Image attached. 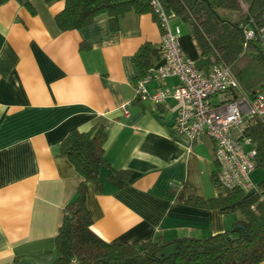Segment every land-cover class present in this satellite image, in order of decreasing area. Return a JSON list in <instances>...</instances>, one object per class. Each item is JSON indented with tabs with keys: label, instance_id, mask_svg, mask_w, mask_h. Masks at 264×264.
Here are the masks:
<instances>
[{
	"label": "crops",
	"instance_id": "0c3cea01",
	"mask_svg": "<svg viewBox=\"0 0 264 264\" xmlns=\"http://www.w3.org/2000/svg\"><path fill=\"white\" fill-rule=\"evenodd\" d=\"M63 6L45 0L0 5V264H54L63 209L81 180L60 144L71 130L85 132L97 122L104 125L110 167L85 181V190L92 229L103 240L140 248L158 236L205 238L232 228L239 211L193 205L229 191L215 179L213 141L193 142L173 129L174 99L136 98L142 76L135 53L148 43L150 67L161 62L152 15L128 13L117 30L100 16L81 29L59 31L54 18ZM167 15L179 27L176 14ZM181 35L185 55L196 61L189 33ZM178 83L172 76L146 88ZM215 97L216 104L228 99ZM113 169L129 175L120 178ZM251 180L264 181V169L256 168Z\"/></svg>",
	"mask_w": 264,
	"mask_h": 264
},
{
	"label": "trees",
	"instance_id": "16d2710c",
	"mask_svg": "<svg viewBox=\"0 0 264 264\" xmlns=\"http://www.w3.org/2000/svg\"><path fill=\"white\" fill-rule=\"evenodd\" d=\"M8 0H0V5ZM63 1V9L54 18L59 31L81 29L100 16H107L112 30L128 13H150L154 20L153 0H45ZM163 8L172 10L188 25V33L198 50L195 61L199 70L207 72L222 63L236 77L238 87L226 92L228 100L257 91L264 92V47L260 29L264 26V0H158ZM25 5L33 12L32 4ZM253 31L251 38L245 32ZM182 36V35H181ZM151 45L144 44L133 57L144 76L150 67ZM255 148L256 168L264 169V119L252 117L242 132ZM106 133L101 122L88 131L71 130L59 148L81 180L75 197L63 209L55 242L54 264H260L264 261V181L257 192L240 189L208 200L194 199L193 205L239 211L241 218L232 228L205 238L180 237L166 240L158 236L137 248L128 243L107 242L92 229V218L86 205L85 181L96 180L102 168L110 167L105 157ZM114 170L116 176L127 178L129 171ZM216 179V175H215ZM242 225L243 229L237 225ZM177 244V253L164 259L155 258L163 247ZM27 264V263H22Z\"/></svg>",
	"mask_w": 264,
	"mask_h": 264
},
{
	"label": "built area",
	"instance_id": "2783aa9c",
	"mask_svg": "<svg viewBox=\"0 0 264 264\" xmlns=\"http://www.w3.org/2000/svg\"><path fill=\"white\" fill-rule=\"evenodd\" d=\"M152 9L160 30L161 62L135 81L136 98L154 104L174 99L173 129L193 142L205 137L213 141L217 182L229 191L257 192L259 186L251 180L256 169V151L248 138H242V132L244 120L248 123L252 117L264 119V92L257 91L253 99L243 95L213 103V97L238 87L236 77L222 63L213 65L207 72L199 70L182 49L181 29L171 27L167 11L158 0H153ZM245 35L251 38L253 31L247 30ZM260 38L264 47V26L260 29ZM172 76L179 80L174 88L147 90L149 81Z\"/></svg>",
	"mask_w": 264,
	"mask_h": 264
},
{
	"label": "water",
	"instance_id": "95a60500",
	"mask_svg": "<svg viewBox=\"0 0 264 264\" xmlns=\"http://www.w3.org/2000/svg\"><path fill=\"white\" fill-rule=\"evenodd\" d=\"M237 227L243 229L242 225H240V224H238ZM177 247H178V245L175 243L167 245V246L163 247L162 249H160L155 254V258L164 259V258H167V257L173 255V254H176L178 252Z\"/></svg>",
	"mask_w": 264,
	"mask_h": 264
},
{
	"label": "rangeland",
	"instance_id": "374dc122",
	"mask_svg": "<svg viewBox=\"0 0 264 264\" xmlns=\"http://www.w3.org/2000/svg\"><path fill=\"white\" fill-rule=\"evenodd\" d=\"M177 23H178V25H179V27H180V29H181V31H182V34L186 35V34L188 33V25H187L186 23H183V22L180 21V20H178ZM217 100H218L217 97H213V98H212V101H213V102H214V101H217ZM223 188H224V187H223ZM224 189H225V188H224ZM225 190H227V189H225Z\"/></svg>",
	"mask_w": 264,
	"mask_h": 264
}]
</instances>
